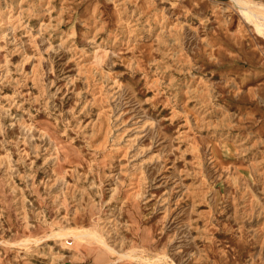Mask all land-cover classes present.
<instances>
[{"label": "rangeland", "instance_id": "1", "mask_svg": "<svg viewBox=\"0 0 264 264\" xmlns=\"http://www.w3.org/2000/svg\"><path fill=\"white\" fill-rule=\"evenodd\" d=\"M238 1L0 0V264H264Z\"/></svg>", "mask_w": 264, "mask_h": 264}, {"label": "bare ground", "instance_id": "2", "mask_svg": "<svg viewBox=\"0 0 264 264\" xmlns=\"http://www.w3.org/2000/svg\"><path fill=\"white\" fill-rule=\"evenodd\" d=\"M235 3H237L239 5V7L242 9V11L245 12V15L247 16V18H251L254 16V13L252 12L251 9L244 7L242 5H240L241 3L238 0H233ZM242 4H246V2H242ZM256 27L260 28V31L262 30V27H264L263 23H256ZM262 40V39H261ZM260 40V41H261ZM264 45V44H263Z\"/></svg>", "mask_w": 264, "mask_h": 264}]
</instances>
